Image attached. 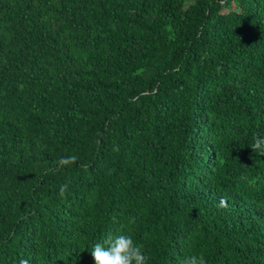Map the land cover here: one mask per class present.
I'll list each match as a JSON object with an SVG mask.
<instances>
[{"label":"trees","instance_id":"1","mask_svg":"<svg viewBox=\"0 0 264 264\" xmlns=\"http://www.w3.org/2000/svg\"><path fill=\"white\" fill-rule=\"evenodd\" d=\"M256 135L264 0H0V264H264Z\"/></svg>","mask_w":264,"mask_h":264},{"label":"clouds","instance_id":"2","mask_svg":"<svg viewBox=\"0 0 264 264\" xmlns=\"http://www.w3.org/2000/svg\"><path fill=\"white\" fill-rule=\"evenodd\" d=\"M252 151L259 156H264V136H254L251 145ZM68 159H74L69 157ZM66 185L61 187L63 195ZM221 201V205H224ZM95 264H147L142 245L135 244L130 235L117 234L106 237L102 242L95 243L91 250ZM19 264H30L28 259H20ZM183 264H206L203 255H190L185 257Z\"/></svg>","mask_w":264,"mask_h":264}]
</instances>
